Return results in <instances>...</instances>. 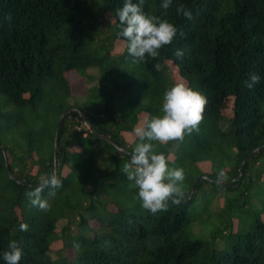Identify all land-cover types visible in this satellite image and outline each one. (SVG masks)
I'll return each mask as SVG.
<instances>
[{
  "label": "trees",
  "instance_id": "trees-1",
  "mask_svg": "<svg viewBox=\"0 0 264 264\" xmlns=\"http://www.w3.org/2000/svg\"><path fill=\"white\" fill-rule=\"evenodd\" d=\"M123 3L0 0V254L16 240L20 264H264L260 213L247 229H233L235 213L245 211L264 172V0H173L166 14L161 0H144L145 13L167 19L177 33L159 57L139 63L119 35L116 12ZM178 4L192 11L191 20L177 15ZM119 40L125 47L112 54ZM177 49L185 50L182 59L174 55ZM173 66L207 100L198 132L166 145L154 142L170 168L184 169L183 195L155 213L140 201L126 208L118 202L121 194L137 196V189L121 169L138 138L126 142L123 132L133 130L141 111L147 117L160 113ZM68 71L94 80L82 103L67 101ZM250 73L260 76L251 89L245 84ZM231 96L233 114L224 119V100ZM69 108L74 109L62 118L55 153L62 185L54 197L44 189L51 207L43 211L26 193L39 175L54 171L55 129ZM80 112L94 132L76 129ZM256 148L229 186L212 182L221 170L226 178L219 182L237 178ZM202 161H209V173H203ZM203 174L208 178L184 202ZM220 192L225 201L214 212L211 203ZM208 215L224 222L208 230ZM194 222L201 225L199 233ZM21 223L28 231L19 230ZM54 241L61 243L56 251Z\"/></svg>",
  "mask_w": 264,
  "mask_h": 264
},
{
  "label": "clouds",
  "instance_id": "clouds-1",
  "mask_svg": "<svg viewBox=\"0 0 264 264\" xmlns=\"http://www.w3.org/2000/svg\"><path fill=\"white\" fill-rule=\"evenodd\" d=\"M172 3L173 0H161L160 7L165 14ZM143 5L144 0H124L122 7L116 12L119 35L126 40L127 51L133 57V63L143 62L146 57H159L160 49L170 44L177 33L173 23L160 16L146 14ZM176 12L189 20L193 18L192 11L183 4L177 5ZM6 19L10 20L11 17ZM184 54V49H177L174 53L180 59ZM155 67L159 70L160 65ZM259 82L260 76L250 73L245 84L251 89ZM206 104V97L200 91L178 78L166 87L160 113L146 117L144 122L135 128L138 142L129 153V161L122 165L121 170L131 182L129 186L137 189L136 198L145 210L152 213L166 210L169 200L179 203L178 197L183 195L184 169L170 168L165 155L156 150L154 142L166 145L171 141H182L185 135H190L193 131L198 132ZM224 178L225 173L221 170L217 179L219 181ZM61 185L62 182L55 171L43 173L38 177L37 186L28 191L26 196L33 207L48 211L51 205L42 195L44 189H51L47 195L54 197L55 189ZM19 230L28 231V225L21 223ZM22 254L18 241L11 240L0 255L5 264H20Z\"/></svg>",
  "mask_w": 264,
  "mask_h": 264
},
{
  "label": "rangeland",
  "instance_id": "rangeland-1",
  "mask_svg": "<svg viewBox=\"0 0 264 264\" xmlns=\"http://www.w3.org/2000/svg\"><path fill=\"white\" fill-rule=\"evenodd\" d=\"M106 16H107V18H109L108 14H106ZM124 47H125L124 41H122V40L117 41V45L112 50V54L121 53L123 51ZM88 72L90 74H92L93 76H96V74H97V71L95 69H88ZM168 75H169V78L171 79V81H174L178 78L185 80L179 74V70L176 66H173L172 68H170L168 70ZM66 78L69 80L70 85H71V97H69L67 99L68 103L69 104H78V103L84 102V100H85L84 95L87 92V88L92 86V84L94 83V80H92V81L84 80L83 77L79 76L74 71L66 72ZM233 100H234V98L232 96L228 97L227 99L224 100V106L222 107V111H221L224 119H229L232 117ZM147 115L148 114L146 112L141 111V113H139V115H138V122L134 126L133 130L123 132V136H124L126 142H132L133 140L136 139L135 128L140 126L144 122ZM76 120L78 121V125L76 126V129L81 130L84 133V135H86V132L89 130V127H88V124L86 122L87 120H86L85 116H83V114L80 112L79 116L76 118ZM225 122H226V120H225ZM219 125H221L222 128H224V129H225V127H227V125L224 124L223 121H220ZM199 165H200L204 174L209 173L208 172V171H210L209 161H202L199 163ZM199 176H201V175H199ZM199 176H197V177H199ZM258 184H260V185L257 186V188L253 189L251 194H250V199H249V202L245 208V211L243 213H235V217L237 219L233 220V229L244 230V229H247L249 226H252V224L254 222V216L258 212L260 213V219L264 222V172L261 175ZM225 195H226L225 192H223V193L220 192L212 200L211 207H212L214 212L217 210L219 211L221 209V207L225 201ZM138 201L139 200L136 198L135 194H131V193L125 191V193L121 194L120 201H118V202L120 205H124L126 208H129L131 206H135L137 204H140ZM213 218H214V215L213 216L208 215L205 218V222H206L205 224H206V227H208L207 228L208 230L212 229V227L213 228L218 227L219 225H221V223L224 222V217H220V218L217 217L218 220L216 218H215V220H213ZM63 223H64L63 220H60L57 223L56 231L60 230ZM192 227H193L192 229L195 233H199V229H200L201 225H199L197 222H194ZM216 244L218 246H222L223 241H221L220 239H218V240L216 239ZM60 245H61V243L59 241H54L51 244V248L53 251L54 250L56 251L57 248L60 247ZM52 256L55 257V254L52 253Z\"/></svg>",
  "mask_w": 264,
  "mask_h": 264
},
{
  "label": "water",
  "instance_id": "water-1",
  "mask_svg": "<svg viewBox=\"0 0 264 264\" xmlns=\"http://www.w3.org/2000/svg\"><path fill=\"white\" fill-rule=\"evenodd\" d=\"M72 109H74V108H69V109L65 110V111L60 115V117H59V119H58V123H57L56 129H55V136H54V171H55V173H56V169H55V166H56L55 153H56V147H57V136H58V131H59L60 127H61V122H62V118H63L64 114L67 113V112H69V111L72 110ZM86 120H87L86 122H87V124H88L89 130H90L91 132H94V128L90 125L88 119H86ZM97 136H98L99 138H101V139H104V140H107V141L111 142V141H110L107 137H105L104 135L97 134ZM258 149H259V148L254 149L250 154H248V156L245 158V160H243L242 164H241L240 167H239V174H238L237 178H234V179H232V180H230V181H228V182H226V183H222V182H219V181H216V180H212V182H213V183H216V184H219V185H221V186H229V185H230L235 179H238V178L241 176V170H242V167H243L245 161H246L247 159H250V158L255 154V152L258 151ZM7 172H8V171H7ZM207 178H208V177H207L206 175H201V176H199V177L196 178V180H195V181L193 182V184L191 185V188H190V191H189V193H188V196H187V198L184 200V202L188 201V199L191 197V195H192V193H193V191H194V187L198 184V182H199L200 180H204V179H207ZM20 183L25 184L24 181H20Z\"/></svg>",
  "mask_w": 264,
  "mask_h": 264
}]
</instances>
